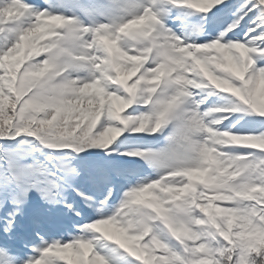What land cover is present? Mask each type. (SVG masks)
Instances as JSON below:
<instances>
[{
  "label": "snow or ice",
  "instance_id": "obj_1",
  "mask_svg": "<svg viewBox=\"0 0 264 264\" xmlns=\"http://www.w3.org/2000/svg\"><path fill=\"white\" fill-rule=\"evenodd\" d=\"M0 264H264V0H0Z\"/></svg>",
  "mask_w": 264,
  "mask_h": 264
}]
</instances>
